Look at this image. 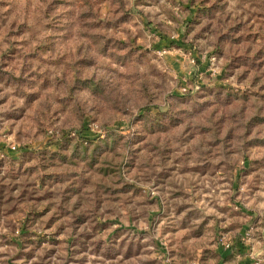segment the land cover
Listing matches in <instances>:
<instances>
[{"label":"rangeland","instance_id":"rangeland-1","mask_svg":"<svg viewBox=\"0 0 264 264\" xmlns=\"http://www.w3.org/2000/svg\"><path fill=\"white\" fill-rule=\"evenodd\" d=\"M0 152V264H264V0H0Z\"/></svg>","mask_w":264,"mask_h":264},{"label":"built area","instance_id":"built-area-1","mask_svg":"<svg viewBox=\"0 0 264 264\" xmlns=\"http://www.w3.org/2000/svg\"><path fill=\"white\" fill-rule=\"evenodd\" d=\"M5 149H7L10 152H16L17 151L16 145L9 144V143L5 146ZM4 156H5V154L0 152V159L4 158ZM220 244H221V246H222V248L224 250H229L230 249V244L228 242H226L224 239H222L220 241ZM221 264H226V263L223 262Z\"/></svg>","mask_w":264,"mask_h":264},{"label":"crops","instance_id":"crops-1","mask_svg":"<svg viewBox=\"0 0 264 264\" xmlns=\"http://www.w3.org/2000/svg\"><path fill=\"white\" fill-rule=\"evenodd\" d=\"M229 244H231L230 242H228ZM230 250H224L223 249V253H222V255H225L226 253H228ZM227 264V263H226Z\"/></svg>","mask_w":264,"mask_h":264}]
</instances>
